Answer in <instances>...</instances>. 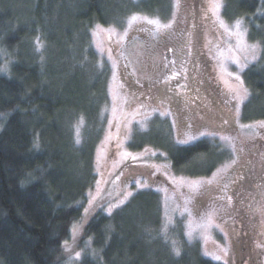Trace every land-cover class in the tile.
<instances>
[{"label":"trees","instance_id":"obj_1","mask_svg":"<svg viewBox=\"0 0 264 264\" xmlns=\"http://www.w3.org/2000/svg\"><path fill=\"white\" fill-rule=\"evenodd\" d=\"M19 1L28 6L24 19L0 0V264H64L65 245L84 216L96 176L109 104L107 70L96 63L89 31L130 14L166 18L171 3ZM223 8L226 18L243 17L250 40L260 45L258 60L242 74L249 92L242 107L250 112L244 120H264V0H224ZM146 146H160L171 169L187 176H208L225 158L223 147L208 137L180 146L148 140L135 148ZM249 166L234 194L253 191L251 183L258 182ZM94 207L84 235L101 264H223L185 239L179 224L162 235L161 200L152 189L136 192L110 217ZM172 243L181 244L179 254Z\"/></svg>","mask_w":264,"mask_h":264},{"label":"rangeland","instance_id":"obj_2","mask_svg":"<svg viewBox=\"0 0 264 264\" xmlns=\"http://www.w3.org/2000/svg\"><path fill=\"white\" fill-rule=\"evenodd\" d=\"M17 1L6 0L7 7L19 11L24 19L28 6ZM170 3L166 18L130 14L117 24H93L89 31L96 63L107 70L109 104L105 135L95 154L96 176L87 192L84 216L65 245L64 264H82L85 259L86 264H101L99 253L84 235L95 204L110 217L143 189L160 196L163 236L179 224L185 239L212 261L264 264V127L260 126L264 120H244L250 112L244 114L242 107L249 94L242 74L258 60L260 45L250 40L243 17L226 18L224 0ZM217 3L221 5L218 12L214 9ZM133 15L137 20L130 25ZM148 20L170 27L158 28ZM97 25L115 31H101ZM252 45H257L255 50ZM193 56L196 63L205 65L199 68ZM42 57L46 58L44 51ZM175 93L187 112L180 113L173 106ZM76 132L81 136V127ZM204 137L218 142L225 153L208 176L174 172L160 146L135 148L148 140L156 143L166 138L180 146ZM248 166L258 174V182L251 183L253 191L234 194ZM172 244L175 252L180 249L181 244ZM77 252L81 254L78 259Z\"/></svg>","mask_w":264,"mask_h":264},{"label":"snow or ice","instance_id":"obj_3","mask_svg":"<svg viewBox=\"0 0 264 264\" xmlns=\"http://www.w3.org/2000/svg\"><path fill=\"white\" fill-rule=\"evenodd\" d=\"M220 7H221V5H220L219 3H217V4L214 5V9L216 10V12H218V10H219ZM145 19H147V18H145ZM135 20H137V16L133 15V16L129 19V24L131 25V23L134 22ZM148 23L155 24V25H157L158 28H167V27H170V24H168V25H160V23H159L158 20H148ZM221 23L223 24V21H221ZM239 26H240V21H237V22H236V27L239 28ZM97 29H99V30H101V31H108V32H114V31H115V29H114V28H111V27H110L109 29H102L100 25H97ZM125 34H126V32H125ZM94 35H95V33H94ZM256 47H257V45H252V46H251V48H252L253 50H255ZM253 59H255V56L253 57ZM229 75H231V73H229ZM236 79L239 80L240 77H239V76H236ZM241 83H242V82H241ZM244 91H245V94H246V93H247V90L245 89ZM260 126H261V127H264V122H261V125H260ZM78 135H79V132H78ZM77 142L79 143V140H77ZM184 142H186V141H182V143H184ZM232 163H235V161H232ZM230 166H231V165L228 164V165H225L224 168L227 169V168L230 167ZM219 171H221V170H218V172H219ZM216 175H217L216 173L213 174L214 177H215ZM211 182H212L211 180L208 181V183H211ZM193 183L196 184V185H199L200 182H193ZM127 195H131V193H128ZM122 202H123V201H121V203H122ZM90 203H91V201H90ZM85 211L87 212V209H85ZM189 235H191V233H189ZM177 254H179L178 251H177ZM80 255H81V254H80L79 252H77V253H76V258L78 259V258L80 257Z\"/></svg>","mask_w":264,"mask_h":264},{"label":"flooded vegetation","instance_id":"obj_4","mask_svg":"<svg viewBox=\"0 0 264 264\" xmlns=\"http://www.w3.org/2000/svg\"><path fill=\"white\" fill-rule=\"evenodd\" d=\"M194 57V59H193V62H194V64L195 65H198V67L200 68H202L205 64L203 63V62H199V64L198 63H196L195 62V59H196V56H193ZM192 69H195V67L194 66H192L191 67ZM178 69H179V67H178ZM179 76V78L181 79V74H180V72H179V74H178ZM157 84L158 85H160V89L162 90V91H164L166 94H170V91H168V90H166V88H165V86H164V84L161 82V81H157ZM173 100L175 101L174 102V107L180 112V113H183V112H187V109H186V106H185V104H183V101H181L182 99L181 98H178V97H176L175 96V98L173 97Z\"/></svg>","mask_w":264,"mask_h":264}]
</instances>
